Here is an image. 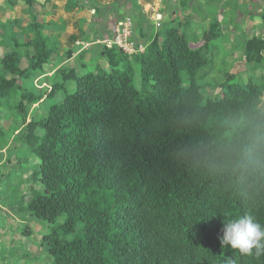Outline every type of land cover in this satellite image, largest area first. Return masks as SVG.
Listing matches in <instances>:
<instances>
[{
  "label": "trees",
  "instance_id": "trees-1",
  "mask_svg": "<svg viewBox=\"0 0 264 264\" xmlns=\"http://www.w3.org/2000/svg\"><path fill=\"white\" fill-rule=\"evenodd\" d=\"M25 30L33 36L12 37L15 48L0 60L12 76L0 74V109L18 90L15 77L28 70L45 75L57 51L37 20ZM219 37L213 20L193 48L185 32L169 25L141 53L102 44L105 67L55 71L59 81L49 96L72 89L23 133L38 159L32 179L43 186L26 208L52 225L42 237L52 264H264V251L242 255L220 242L229 218L249 215L264 225V92L248 78L226 82L219 97L201 103L196 77L208 64L205 49ZM241 43L248 68L260 70L264 38ZM40 99L22 91L14 107L25 113ZM5 146L0 127V150Z\"/></svg>",
  "mask_w": 264,
  "mask_h": 264
},
{
  "label": "rangeland",
  "instance_id": "rangeland-1",
  "mask_svg": "<svg viewBox=\"0 0 264 264\" xmlns=\"http://www.w3.org/2000/svg\"><path fill=\"white\" fill-rule=\"evenodd\" d=\"M20 1L17 5L25 7L24 0ZM169 1L174 2V0ZM14 6L16 3L14 4L13 0H0V60L4 54L15 48L11 41L12 37H17L19 42H22L33 36L32 32L25 30L28 18L26 19L24 16L14 20L16 19L13 15L15 13ZM21 13L24 14L22 10L19 14ZM169 25L172 24H166L162 29ZM174 25H178L177 21ZM68 40L65 41L66 44L59 42L60 46H57V51L43 67L45 75L28 70L26 75L15 77L18 90L14 95H11L8 106L0 109V127L4 130L6 137V146L0 150V264H52L46 251V245L42 242V237L50 232L52 225L35 218L26 208L32 192L42 190L43 186L31 176V168L37 164L38 159L30 150L31 144L24 138V128L31 118L38 119L45 115L52 104L62 99L64 92L72 89L73 85L68 84L65 91L57 90L52 97L49 96L52 86L59 81V76L55 71L59 70L62 65L76 66L78 74H84L96 68L97 65L102 67L107 64L106 59L101 55H92L91 60L86 59L87 55L84 56V60L74 57L62 64L65 52L71 45ZM64 45L67 46V49ZM233 46L231 48L229 44L219 42L217 48L212 47L206 52L208 64L198 71L196 77V84L202 94V104L207 99L219 97L221 88L226 82L245 84L249 78L256 82L264 92L262 68L260 70L254 69L255 67L248 68L252 64L246 65L244 60H239L235 64L231 62L227 56L233 51ZM236 49L241 50V45H238ZM82 62L86 64V67L79 66ZM26 65V60L22 58L20 66L24 68ZM226 73L232 74V78L226 79ZM0 74L12 77L2 67L1 61ZM183 74L186 75L185 72ZM134 82L135 84L139 82L137 67L135 68ZM187 84L188 81L184 78L183 85ZM22 91H31L41 96L37 103L27 106L25 113L14 107V103L20 100ZM262 97L261 108L264 110V95ZM60 222L61 220L58 219L56 223Z\"/></svg>",
  "mask_w": 264,
  "mask_h": 264
},
{
  "label": "crops",
  "instance_id": "crops-1",
  "mask_svg": "<svg viewBox=\"0 0 264 264\" xmlns=\"http://www.w3.org/2000/svg\"><path fill=\"white\" fill-rule=\"evenodd\" d=\"M155 1L30 0L27 3L24 0L26 5L21 7L17 5L20 0H13L16 3L13 8L16 14L13 15L16 17L14 20L24 16L28 18L26 25L34 20L43 24L44 34L51 37L57 46H60L59 42L66 44L65 41L69 39L71 45L68 48L76 51L69 59L63 58L62 64L74 57L81 59L78 54L80 50L89 60L92 55L103 56L101 41L111 37L126 17L133 20V37L145 45L164 25L175 26L177 21L175 27L185 32L193 48L203 43V31L216 20L220 25V37L209 43L205 52L212 47L217 48L219 42L227 43L231 48L234 45L227 56L234 64L243 60L242 51L236 49L241 43L236 42L253 36L264 38V0H162L158 6ZM20 10L24 14H19ZM64 47L67 49L66 45ZM262 55L264 59V49ZM261 71L264 77V66Z\"/></svg>",
  "mask_w": 264,
  "mask_h": 264
},
{
  "label": "clouds",
  "instance_id": "clouds-1",
  "mask_svg": "<svg viewBox=\"0 0 264 264\" xmlns=\"http://www.w3.org/2000/svg\"><path fill=\"white\" fill-rule=\"evenodd\" d=\"M264 149V145L261 146ZM248 149L240 153L237 166L243 167L247 160ZM223 235L220 237L221 246L237 249L242 255L259 256L264 251V225L256 222L252 216L239 215L227 219L222 228ZM234 264V261H228Z\"/></svg>",
  "mask_w": 264,
  "mask_h": 264
},
{
  "label": "built area",
  "instance_id": "built-area-1",
  "mask_svg": "<svg viewBox=\"0 0 264 264\" xmlns=\"http://www.w3.org/2000/svg\"><path fill=\"white\" fill-rule=\"evenodd\" d=\"M162 0H156L158 6ZM133 20L130 17L124 18L116 27L111 37L104 38L101 43L107 47L115 46L126 54L141 53L145 49V44L137 41L133 37Z\"/></svg>",
  "mask_w": 264,
  "mask_h": 264
}]
</instances>
